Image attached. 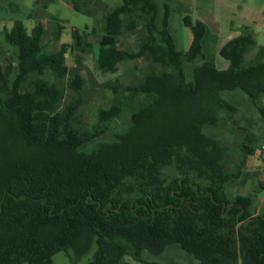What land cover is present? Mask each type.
Instances as JSON below:
<instances>
[{"label": "trees", "instance_id": "trees-1", "mask_svg": "<svg viewBox=\"0 0 264 264\" xmlns=\"http://www.w3.org/2000/svg\"><path fill=\"white\" fill-rule=\"evenodd\" d=\"M122 2L104 18L98 68L149 65L135 83L104 84L116 101L94 124L80 117L86 79L75 73L66 81L69 48H92L86 34L74 29L73 44L49 52L41 23L29 31L17 20L3 30L16 63L2 64L1 45L0 264H52L59 251L77 262L93 247L85 264H121L126 255L144 262L145 251L158 256L171 245L199 264H264V213L254 214L251 195L226 190L254 149L243 143L241 164L231 170L223 144L205 131L237 111L223 93L240 90L255 104L264 96V46L245 66L253 34L233 38L220 49L229 63L222 71L203 54V22L184 17L192 41L181 52L169 30L170 4L160 19L157 0ZM72 6L92 13L86 2ZM63 29L57 26L56 40ZM134 35L137 49L119 46ZM187 64L194 66L190 80ZM123 97L132 109L126 129L98 141L130 105Z\"/></svg>", "mask_w": 264, "mask_h": 264}, {"label": "rangeland", "instance_id": "rangeland-1", "mask_svg": "<svg viewBox=\"0 0 264 264\" xmlns=\"http://www.w3.org/2000/svg\"><path fill=\"white\" fill-rule=\"evenodd\" d=\"M80 1L87 3V8L92 11L91 14L76 12L72 6V0H0V46L4 45L7 52L2 64L6 66L8 62L13 65L16 63V48L10 47L5 42L3 30L11 29L17 20L23 21L29 31L36 24H43L45 28L43 42L49 52L58 50L63 43L73 44L72 31L74 29H77L80 33L84 32L86 40L91 43L92 48L86 51L76 48L74 45L69 48L66 55V62L69 67L66 81L70 80L75 73L86 79L87 92L83 96V102L80 105V112L82 113L80 117L85 122L94 124L97 121L99 110L111 106L116 101L112 91L105 88L104 84L114 79H118L125 84L137 82L144 77L149 61L142 59L135 62H124L119 64L116 73L102 72L97 65V55L100 47L99 38L104 33V18L108 11L120 7L123 2L122 0ZM215 4L216 0H196L195 11L189 16L193 20L198 17L207 28V33L202 42L205 59L212 62L217 69L224 71L228 69L229 63L219 55L217 50L218 39L214 35L220 25L213 18ZM58 25L63 26L64 29L60 39L56 40L54 32ZM253 37L255 44L245 55V66L250 64L259 48L264 46V30L255 32ZM138 42V35L124 36L119 39V46L127 49H137ZM193 67L190 64L185 67L188 80L192 79ZM74 96L72 91H68L66 102L72 101ZM223 97L236 105L237 111L234 113L233 119L216 126H208L205 131L223 144L226 165L231 170H235L241 164L243 153L240 147L243 143L250 144L254 149L253 156H249L244 161L241 176L229 182L226 185V190L229 195H251L253 197L252 209L254 212L264 213V188L259 187L260 168L257 158L259 147L264 142V115L261 111V108H264V96L257 101V104L253 103L240 90L225 92ZM121 100L130 105L124 109L122 116L112 123L107 134L97 138L98 141L113 140L118 133L126 129L132 113L131 103L126 97L121 98ZM93 251L94 247L77 262H72L64 251H59L53 255L52 264H85L92 256ZM143 258L144 262H139L126 255L121 264H148V262L157 264H199L197 260L178 245L168 246L158 256L145 251Z\"/></svg>", "mask_w": 264, "mask_h": 264}, {"label": "crops", "instance_id": "crops-1", "mask_svg": "<svg viewBox=\"0 0 264 264\" xmlns=\"http://www.w3.org/2000/svg\"><path fill=\"white\" fill-rule=\"evenodd\" d=\"M157 3L161 9L160 19L163 15L164 5L167 3L171 5L169 30L174 39L176 50L186 51L191 44L192 33L184 25L183 19L193 14L196 0H157ZM213 18L220 25L214 35L218 39L217 50L220 55V49L240 34L251 33L254 35L255 32L264 30V0H216L213 7ZM194 20L200 21L198 17ZM206 33L207 28L205 35ZM254 214L258 213L254 212Z\"/></svg>", "mask_w": 264, "mask_h": 264}, {"label": "built area", "instance_id": "built-area-1", "mask_svg": "<svg viewBox=\"0 0 264 264\" xmlns=\"http://www.w3.org/2000/svg\"><path fill=\"white\" fill-rule=\"evenodd\" d=\"M257 158H258L259 168H260L259 180H260V183L264 187V142L259 147Z\"/></svg>", "mask_w": 264, "mask_h": 264}]
</instances>
